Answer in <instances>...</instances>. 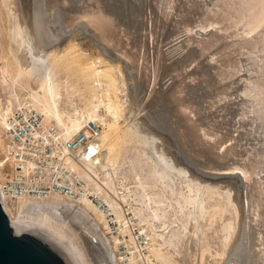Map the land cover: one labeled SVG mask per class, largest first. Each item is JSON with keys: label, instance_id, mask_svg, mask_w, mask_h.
Listing matches in <instances>:
<instances>
[{"label": "bare ground", "instance_id": "1", "mask_svg": "<svg viewBox=\"0 0 264 264\" xmlns=\"http://www.w3.org/2000/svg\"><path fill=\"white\" fill-rule=\"evenodd\" d=\"M176 2L178 3L177 0H132V2L130 0H40L38 2L37 0H10V2L9 0H4L3 4L0 3V22L8 19L11 28L9 30L12 33V35H10L11 33L9 34L8 28L6 29L7 32L0 28V62L4 63L0 67L1 87L3 90L9 89L11 94L18 99V105L15 107V103L10 99L4 102L0 91V150H4L2 155L0 154V188L4 181V169L6 166L8 118L17 108L23 107V105H32L43 115L46 124L54 123L59 125L65 130L67 137L81 130L87 120L92 119L100 122L102 124L100 139L103 142L104 152L102 159L94 164L91 163L92 166H89V169L99 177L104 185L112 188L113 191L115 189L125 191L121 198L133 204L130 207L136 217L135 226H137L138 230L130 227L123 213L118 210L117 216L120 224L117 228V233L119 235H115L112 232L111 225L107 222L105 214L98 210L89 198L68 201L63 196H55L41 202L26 198H10L3 192L0 194L4 209L12 217L16 216L20 221L26 222L31 226V229L37 230L47 239H53L75 260L76 264H92L88 251V246L92 242L99 243L113 264H117L119 261L114 260L117 257L115 253L119 254L118 257H120L122 264H175V254L173 255L170 247L176 246L174 238L179 237L180 234L175 231L172 234H169L170 232L168 234L161 232L169 227L171 220L169 215L174 216L179 221L181 220L182 223L181 225L179 224L180 232L184 234L189 227L193 232L199 231L202 228L201 218L208 216V222L214 223V218L217 214L219 218H222L224 213L229 211L230 206L232 216L226 218L222 224L220 223L223 232L221 239H224V242L221 240L223 246L221 250H216L215 253L216 256H224L226 251L234 245L237 238L236 220H238L239 216V205L240 208L242 206L247 211L246 217L249 218V221L246 222L249 226L248 230L252 228L251 226L255 230L256 236L251 237L259 240L256 239L255 243V239L251 238L254 241L253 248L254 243L259 247L258 249L256 246L257 250L255 249L256 258L263 259L262 257H264L261 256L264 255V173L262 174L263 176L261 175L264 167V136L262 135V138L259 137L264 133V0H211L208 3L211 5L210 7L205 5L204 0H184L183 4L177 7L175 6ZM4 8L7 11L6 15L4 14ZM171 8L172 10H177V13H175L179 16V19L178 17L173 18L176 14L172 16L173 29L170 30L171 35L183 31L184 34H187L188 42L183 41L182 45L184 43L188 45L194 43L196 46L197 44V52L203 57L212 53L209 58L213 61V63L211 62L213 64L212 69L215 72L211 74L210 78V74L208 75L209 79L207 78V82L206 80L202 81L204 84L208 83V88L211 87L210 90L205 84L209 92H212H210V96L206 91L207 96L213 97L212 105L215 104L214 102H223L222 100L226 96L229 97L230 90L228 88L231 89L233 84H237L235 79L243 66V61L247 63L245 68L247 72L249 71V75L246 77L247 80L241 81L244 83H241L240 86L243 101H240V109L237 110L243 115L244 119L248 118L247 114H252L250 116L252 119L251 125L253 126V131L260 138L259 143L261 145H258L261 146V149L258 147V150H255L256 152H253V150L250 155H247L248 151L245 150V153H243L244 151L241 153V150L238 153L234 147L235 145H227V141H232L231 139L235 136L232 137V133L228 134L227 129H230V127L225 125L230 122L222 121L224 117L221 119L222 116H219L222 122L215 120L213 122V118L209 114L207 116H204L205 114L201 115V118L200 116L198 117L202 110H198L196 107L195 109L192 106L195 103L193 104L192 100L189 101L183 96V94L187 93L185 92V87L188 85L185 86L182 83L183 80L179 79V84L175 79L179 86L171 93L169 101H167L169 106L167 107L166 104L161 105L162 116L170 122L173 129L171 133H174L172 135H175V140L179 143V148L182 149L180 150L181 153H184L188 163L197 164L205 169V171L202 169L203 173H205L202 176L199 172H193L192 169H189L183 158L176 156L178 151H176V154L169 151L168 147H166L167 142H163L162 145L154 144L157 140L156 137L153 135L149 136L148 133L145 134L137 123H134V121L130 122L126 116L128 107L130 113L134 111L133 103L130 101L127 92V81L132 80L133 76V79L136 78L142 82L139 86L143 84L144 88H147L146 100L154 97L158 78L167 74L165 68H170L169 66L166 67L164 61L167 59L166 55L171 51L167 53L165 47L164 51L167 54L164 53L161 45H165H160L159 43L162 41L158 40V37L162 36L163 33L154 31L155 28L154 30L150 29L148 27L150 22L148 21L154 19V17L152 18L153 14L158 18V20L155 19L157 22H161L163 19L166 20L168 16L172 15L169 10ZM145 18H147L146 23ZM58 22H60L61 28L59 36H63L65 41L55 36L56 38L53 40L59 39V41L54 45H50L52 44L50 43L53 36L52 33L54 35L58 34V29L54 26ZM197 26L201 28L214 26L216 28L206 34V36H199L195 32V28L192 31L193 33L195 32V35L190 34V29ZM156 27L158 28V26ZM86 29L89 30V34L85 32ZM147 29H149L147 33L143 32ZM26 31L31 34V39L29 38L30 40L28 39V41L20 34ZM4 32L6 33L4 34ZM34 34L44 42L45 50H37L33 39ZM8 35L11 40L7 38ZM171 35L169 36L171 37ZM4 37H6V40H3L6 41L7 45L2 40ZM149 37H152L157 43H151V40L150 44L152 46L149 45ZM23 39L26 41H23ZM175 41L176 39L174 42L173 40L171 41L173 45ZM187 44L183 46H187ZM183 49L185 50L186 48ZM179 54L178 56H181ZM185 54L184 52V59L181 57L182 61L186 60ZM175 55L172 56L174 57ZM194 58L196 59V57ZM195 61L197 63L194 64ZM195 61L192 65H199L196 70L198 67L203 69L205 65L200 67L199 60L196 59ZM173 62L175 61L171 63ZM176 62H178V57ZM207 63L206 65H208ZM172 66L174 67V65ZM177 66L176 63L175 67H172L175 70L174 73L182 65ZM125 67H128L133 75L130 72L127 73ZM189 68H185L187 73ZM181 70L177 72V78L183 74ZM191 72L189 69V73ZM198 72L196 73L195 71L194 73L198 74ZM62 73H65L69 78L73 77L79 81H84L86 83L84 85L90 90L89 92H92L91 96L88 95L90 96L88 100L83 103L85 108L79 106L80 108H75L72 113L69 112L70 114H68L67 110L60 107L59 99L62 88L67 87V96L70 93L69 80L65 84V81H62L60 77ZM188 75L192 76L193 79L199 77V75L198 77H194L197 75ZM202 75L200 79L204 80ZM186 78L188 81L191 79ZM193 79L192 81L194 82ZM32 80H36V87L31 84ZM193 85L192 87L195 88ZM191 92H188L187 97ZM20 93L24 94L23 102L20 101ZM198 95L197 97H199ZM193 97H195V94ZM206 98L203 100H206ZM224 103L226 105L227 102L224 101ZM232 106L235 107V105ZM208 107L211 109L210 105ZM218 111L215 112L218 113ZM214 119L216 118L214 117ZM220 119L218 118V120ZM156 122L157 124L159 123L157 119ZM234 122L237 124V120ZM245 123L246 121L241 122V125L245 126L247 124ZM233 128L235 129L236 126ZM170 130L169 134H171ZM248 130L244 131L249 133L250 131L248 132ZM235 139L237 138H234V141ZM238 141L236 140L235 143ZM162 146L164 147L162 148ZM251 147L256 148L255 146ZM130 151H133L132 157L129 156ZM229 154L238 155V160L234 161V159L230 162ZM215 159H219V161L220 159H226L228 161L221 162L223 163L221 164L220 162L217 163L218 160L215 162ZM128 162L131 164L128 171L134 177L135 184L127 182L124 184L123 180L119 183L115 179V175L113 187L108 185L110 180L108 178L111 177V174L116 173L122 167L127 168L128 166L125 165ZM232 163L238 164L233 166ZM222 168L229 170L238 169L243 175L242 178L246 180V184H243L238 177H233L236 181L229 180V182L217 183L216 179L224 180L226 177L220 178L219 174L210 170H222ZM85 173L96 185L93 186V190H101L100 183L89 172ZM233 189L236 190V197L232 196ZM243 190H247L245 192L246 197L248 195V202L244 204L240 202V196L242 200L243 195H245ZM9 201H19L20 204L16 213L13 212L14 209L10 206ZM237 202L239 205H237ZM41 203L49 204L40 206L41 210L35 213L23 209L25 205ZM115 203V207L122 208V202L116 200ZM245 204H247V207ZM170 208L174 209L172 214L169 212ZM252 221L255 224L251 225ZM211 223L209 226L207 225L209 229L213 225ZM11 225L14 228L12 222ZM202 230H204V227ZM16 233L19 234L17 231ZM253 233L250 235H253ZM139 235L143 236V242L138 238ZM61 242L65 243L70 250ZM121 243H125V246L123 247ZM201 251V256L204 260V254L210 251L209 244L203 246ZM259 264H264V262L260 261Z\"/></svg>", "mask_w": 264, "mask_h": 264}, {"label": "rangeland", "instance_id": "2", "mask_svg": "<svg viewBox=\"0 0 264 264\" xmlns=\"http://www.w3.org/2000/svg\"><path fill=\"white\" fill-rule=\"evenodd\" d=\"M0 1H3L4 2V0H0ZM8 1V0H7ZM11 1H13V0H11ZM33 1H35V0H33ZM38 1H40V0H37V2ZM131 2H132V0H130ZM134 1H137V0H134ZM178 1V3H177V5L179 4V5H182L183 4V2H184V0H177ZM209 1V0H208ZM3 2H0V3H2L3 4ZM9 2H10V0H9ZM42 2V1H41ZM176 3H175V6L177 7V5H176ZM173 5H174V3H173ZM13 6V5H12ZM34 6V5H33ZM211 6V5H210ZM209 6V7H210ZM39 7H41V5H39ZM4 11H5V8L3 9ZM44 10V9H43ZM171 12H172V15H170V16H168V18L166 19V20H164L163 18H161V19H163V21H161L162 23H163V25H164V27H163V25H162V23L160 22V21H158L157 22V20H158V18L155 16V14H153L152 15V18L154 17V19H152V21L151 20H149L148 22H150V23H148V24H150V25H148V27H150V29L152 28L153 30H154V28H155V30L154 31H156V32H162L163 34H162V36H160V37H158V40H160V41H162V42H160L159 44L161 45V44H164L165 46H163V45H161V48H162V51H164V49H165V47H166V52L168 53L169 51H171V52H169L168 54L164 51V53H166L167 55V59H169V60H165L164 61V64L166 65V67L167 66H169L170 68H165V70H167V74L166 75H162L161 77H159L158 78V81H157V84H156V86H155V88H156V93H155V95H154V97H150L149 99H146L145 100V94H146V92H147V88L145 87L144 88V85L142 84V85H140L139 86V84H141L142 82H140L139 80H137L136 78H134L133 79V76H132V80L130 79V80H128L127 81V92H128V95H129V98H130V101L133 103L132 104V106H133V113H130V111H129V107H128V110H127V117H128V120L130 121V122H133L134 121V123H137V125H139L142 129H143V132L145 133V134H149V136L150 135H153L154 137H156V142H154V144H156V145H158V144H161L162 145V143L163 142H167L166 144H167V146L166 147H168V150L169 151H171L172 153H174V154H176L177 152L176 151H178V155H176V156H180L181 158H183V160L186 162V165L189 167V169H192V171L193 172H199L200 173V175L202 176V174H205V173H203V171H202V169H204V168H202L201 166H199V165H197V164H195V165H193V164H191L190 162L188 163V160H186V157H185V155H184V153H181V151L180 150H182V149H180L179 147L180 146H178L179 145V143L177 142V140H175L176 138H175V135H172V134H174L173 132L171 133V131H173V129H172V126H171V124H170V122H168L167 120H165V118H163L164 116H162L163 115V113H162V111H161V105L162 104H166V106L168 107L169 105H167V101H169V97L171 96V93H173L174 92V90L176 89V88H178V83H179V79L180 80H183V84L186 86L187 84V87H185L186 89H185V92H187V93H185V92H183V93H185V94H183V96H185V98L186 99H188L189 101H191L194 105H192L194 108L196 107L198 110L199 109H201L202 110V112H204V113H202L201 112V114L200 115H198V117L200 116V118H201V115H204V116H207V114H209V116H211L213 119H212V121L213 120H215V121H220V122H222V121H224V122H230V123H228V124H226L225 126H229L230 127V129H231V131H230V129H227V131H228V134L229 133H232L231 134V136L232 137H234V138H237V139H235V141L237 140L238 141V139H239V141L237 142V143H239V144H237V143H235V141H234V138L233 139H231L232 141H230V140H228L227 141V145L228 146H234L235 147V149L237 150V152L238 153H240V151L239 150H241V153H242V151H248L247 152V155H250V154H252L253 152H256L255 150H258V147L261 149V144L259 143V139L260 138H262L263 136H264V133L263 134H261L260 136L259 135H257V133H255L253 130V126L251 125V118H250V116L252 115V114H247L248 115V118H246V119H244V117H243V115H241L240 114V112L238 111L239 109H240V104H241V102L240 101H243V94H242V89H240V86H241V83L243 82V81H246L247 79H246V77H247V75H249V71L247 72V70H246V66H247V63H245V61H243L242 62V64H243V66L241 67V70L238 72V75H237V78L235 79L236 80V85L235 84H233L232 86H233V88H231L232 89V91H231V89L230 88H228L229 90H230V93L228 94V96L229 97H225V99L224 100H222L223 102H221L220 103V101H219V103H217V102H214L215 104V106H216V108H214L215 106L214 105H212L213 104V97H210L211 95V93L209 92V90L208 89H210L211 90V87H209L208 88V83H205L206 84V86H207V88H206V86H205V84L204 83H202V81L204 82L205 80H206V82H207V80L210 78V76H212L211 74H214V69H212L213 67H212V63H213V61H211L212 59L211 58H209V57H211V54L212 53H210V54H206V55H204V57L203 56H200L199 55V52H197L198 51V48H196L197 47V44H196V46H195V44L194 43H191V44H189V45H191V46H189L187 43H184L185 45L187 44V46H183L182 45V43H183V41L185 42H188L187 41V38L188 37H186V33L184 34V32L183 31H181V32H178V34L176 33L175 35L174 34H172L171 35V32H170V30H172L173 28V26H172V16H174L176 13H177V10L175 11L174 9L172 10V8L171 9H169ZM7 11H5L4 12V14L6 13ZM176 12V13H175ZM174 14V15H173ZM178 14H179V12H178ZM6 15V14H5ZM177 18L178 17V19H179V16L176 14L173 18ZM141 18V17H140ZM155 19H157V20H155ZM155 20V21H154ZM169 20V21H168ZM7 21H8V19L6 20V19H4L3 21H1L0 22V28L2 29L3 28V30L4 31H6V29L8 28V30L9 29H11L10 28V26H9V24H10V22L8 21V23H7ZM146 21H147V18H145V23H146ZM167 21V23H165V22ZM5 22H6V24H5ZM160 22V23H159ZM154 23V24H153ZM156 23V24H155ZM52 24V23H51ZM55 24H57V25H54L55 26V28L56 29H58L57 30V33L58 34H56V35H54V33H52L53 34V36L51 37V40H50V43H52V44H50V45H54L55 43H57L58 41H59V39H61L62 38V41H65V38H64V40H63V36H59L60 34L59 33H61V32H59L60 30H61V28H60V22H58V23H55ZM167 24V25H166ZM170 24H171V26H170ZM59 25V26H58ZM154 25V26H153ZM158 26V28L156 27V26ZM169 25V26H168ZM59 27V28H57V27ZM161 26H162V28H161ZM166 26V27H165ZM194 28H195V32L199 35V36H206V34H208L210 31H213V29L211 30V27H208L207 28V30H206V28L205 29H202V31H201V29L200 28H198V27H193V29H192V31L194 30ZM167 29V30H166ZM199 29H200V31H199ZM163 30V31H162ZM149 31V29H147V30H144L143 32H145V33H147ZM7 32V31H6ZM6 32H4V34L6 33ZM85 32H88V34H89V30H85ZM183 32V33H182ZM195 32H194V35H195ZM11 33V30H9V34ZM24 33H25V35H24ZM20 34H22L23 35V37L28 41V39L30 38L31 39V34H30V32H28V31H26V32H23V33H20ZM50 34V33H49ZM87 34V33H86ZM180 34L183 36H181L180 37ZM184 34V35H183ZM196 34V36H198ZM10 35H12V33L10 34ZM161 35V34H160ZM169 35H171V37L169 36ZM55 36H57V37H60L58 40H53V39H55L56 37ZM174 36V37H173ZM28 37V38H27ZM34 38V44H35V46H36V48H37V50H40V51H43V50H45L44 49V42L41 40V39H38L37 37H36V35L34 34V36H33ZM155 37H157L156 35H155ZM179 37V38H178ZM186 37V38H185ZM8 39H10L11 40V37L8 35V37H7ZM150 38V37H149ZM164 38V39H163ZM173 38V39H172ZM178 38V39H177ZM181 38H183V39H185V40H183V39H181ZM3 39H5L6 40V37H4V38H2V40ZM25 39H23V41L25 40ZM29 39V40H30ZM171 39V40H170ZM176 39V41H175V43H174V45H173V42H174V40ZM180 39V40H179ZM25 40V41H26ZM152 40V41H151ZM165 40H166V42H165ZM173 40V42H171ZM4 41V40H3ZM53 41V42H52ZM148 41H149V45H151L152 46V44H150V41H151V43L152 42H154V43H157L155 40H153L152 39V37L150 38V39H148ZM179 41V42H178ZM6 41H4V43H5ZM11 42V41H10ZM9 42V43H10ZM168 43H169V45H168ZM6 45H7V43H5ZM172 44V45H171ZM179 44V45H178ZM181 44V45H180ZM193 44V45H192ZM176 45H177V47H176ZM171 47V48H170ZM176 47V48H175ZM180 47V48H179ZM190 47V48H189ZM191 47H193V48H191ZM169 50H168V49ZM174 48V49H173ZM179 48V49H178ZM183 48H186L185 50L183 49ZM196 48V49H195ZM174 51H173V50ZM184 50V51H181V50ZM178 50H180V51H178ZM173 51V52H172ZM178 52V54H179V52H180V54L179 55H181V56H178V54H176L177 52ZM187 51V52H186ZM188 51H190V52H188ZM191 51H193V52H191ZM176 52V53H175ZM184 52L187 54L188 53V57L186 56V54L184 55L185 56V59L187 60H183L182 61V59H181V57L184 59V57H183V54H184ZM196 52V53H195ZM172 53V54H171ZM176 55H175V54ZM181 53H183V54H181ZM189 53H192V54H189ZM197 53H198V55H197ZM172 55H175L174 57L172 56ZM191 55V56H190ZM193 55V56H192ZM210 55V56H209ZM170 58H169V57ZM172 56V57H171ZM197 56H198V58H199V56H200V58L198 59L197 58ZM176 57V58H175ZM177 57H178V62H176L177 61ZM194 57H196V59L197 60H199L198 61V63H200V67L203 65H205L204 67H203V69L205 70H203L202 68L200 69L199 67H198V69H199V72H198V69L196 70V68H197V66H199L198 64L197 65H194L195 63H197V61H195L196 59L194 58ZM188 58V59H187ZM194 58V59H193ZM203 58V59H202ZM208 60H207V59ZM175 59V60H174ZM190 60V61H189ZM192 60H194L193 62H194V66L192 65ZM206 60V61H205ZM172 61H175V62H173V63H171ZM183 63H182V62ZM205 61V62H204ZM207 61H208V63H207ZM210 61V62H209ZM170 62V63H169ZM180 62H181V64H180ZM186 62V63H185ZM212 62V63H211ZM177 63V67H179V65H182V66H180L179 67V69L176 71V73H174V71L175 70H173V68L175 67V64ZM189 63H191V64H189ZM203 63V64H202ZM206 63L208 64V65H206ZM211 63V64H210ZM187 64V65H186ZM4 65V63L3 62H0V67L1 66H3ZM172 65H174V67L172 66ZM184 65V66H183ZM190 65H192V66H190ZM173 68H172V67ZM185 66H187L189 69H190V72L192 71L193 73L196 71V73L198 72V74H196V73H189V69H188V73H187V69H185V68H187V67H185ZM182 67H185V68H182ZM195 68V69H194ZM128 67H125V70H126V72L127 73H131V71H130V69H129V71H128ZM180 69H182L181 71H182V73L183 74H181V76H179L178 78H177V76H176V74H177V72L180 70ZM194 69V70H193ZM165 70H164V72H165ZM183 70H185V71H183ZM204 71L203 73H204V75H205V77H204V75H202L203 73H202V71ZM201 71V72H200ZM208 71H209V73H208ZM187 73V74H186ZM202 73V74H201ZM170 74V75H169ZM185 74V75H184ZM188 74H191V75H197V76H194V77H198V75H199V79L197 78H194L193 79V77L192 76H189ZM210 74V75H209ZM244 74V75H243ZM131 75H133L132 73H131ZM172 75V76H171ZM173 75H174V77H173ZM186 75H188V76H186ZM201 75H202V78L204 79V80H202V79H200L201 78ZM208 75H209V78H208ZM184 76V77H183ZM188 77L190 80V83H191V85H190V83H189V81H188V79L186 78V77ZM60 77H61V80L62 81H65V84L67 83V80H69V82H68V85H70V87L71 86H73L72 88H70L69 87V91H70V93H69V95L67 96L66 95V93H67V91H66V89H67V87H63L62 88V90H61V95H60V99H59V102H60V107L62 108V109H65V110H67L66 112H68V114H70V113H72L73 111H74V109L75 108H80L81 106V108H85L84 106H85V104H83L84 102H86L87 100H88V97H90L91 96V94H92V92H89L90 90L88 89V87L86 86V85H84V84H86L84 81L82 82V81H79V80H77L76 78H69V77H67V75L65 74V73H62L61 75H60ZM183 77V78H182ZM169 78V79H168ZM173 78V79H172ZM184 78H186V79H184ZM206 78V79H205ZM208 78V79H207ZM168 79V80H167ZM178 81V83H177V81ZM192 79L194 80V82L192 81ZM195 79H196V81H195ZM237 79H239V80H237ZM175 80V81H174ZM188 82H187V81ZM199 80V81H198ZM34 81V82H33ZM77 81V82H76ZM173 81V82H172ZM242 81V82H241ZM33 82V83H32ZM32 82H31V84H33V86H35L36 87V84H37V82H36V80H32ZM79 82V83H78ZM130 82H132V84H130ZM166 82V83H165ZM186 82V83H185ZM200 82V83H199ZM172 83V84H171ZM197 83V84H196ZM134 84V85H133ZM176 84V85H175ZM180 84V83H179ZM193 84H195V85H193ZM199 84V85H198ZM204 84V85H203ZM242 84H244V83H242ZM84 85V86H83ZM165 85H166V88H165ZM168 85H169V87H168ZM175 85V86H174ZM192 85L193 86H195V88L194 87H192ZM200 86L201 87V89L199 90V88L200 87H198V86ZM131 86V87H130ZM170 86H172V87H170ZM174 86V87H173ZM193 89H192V88ZM197 87V88H196ZM203 88V89H202ZM212 88H214L213 86H212ZM79 89V90H78ZM84 89V90H83ZM87 89V90H86ZM204 89H205V91H204ZM72 90V91H71ZM163 90V91H162ZM172 90V91H171ZM187 90V91H186ZM195 90V91H194ZM198 90V91H197ZM240 90V91H239ZM0 91H1V96H2V98H3V100H4V102H6L8 99H10V100H12L14 103H15V107L18 105V99L16 98V96L15 95H12L11 94V91L9 90V89H6V90H3L2 89V87H1V81H0ZM75 91V92H74ZM78 91V92H77ZM168 91V92H167ZM192 91V92H191ZM208 92V95H210V96H207V92ZM188 92H191L189 95H188V97H187V94H188ZM194 92V93H193ZM229 92V91H228ZM234 92H236V93H234ZM141 93V94H140ZM164 94V95H162V94ZM166 93V94H165ZM200 93V94H199ZM194 94H195V97H193L194 96ZM199 94V95H198ZM84 95H86V96H84ZM88 95H90V96H88ZM197 95L199 96V97H197ZM230 95H232V96H230ZM241 97H240V96ZM191 96V97H190ZM202 96V97H201ZM233 96H234V98H233ZM86 97V98H85ZM194 99H193V98ZM207 97V98H206ZM209 97V98H208ZM231 97V98H230ZM237 97V98H236ZM192 98V99H191ZM198 98H199V100H198ZM202 98V99H201ZM206 98V100H203V99H205ZM230 98V99H229ZM86 99V100H85ZM90 99V98H89ZM196 99V100H195ZM212 99V100H211ZM227 99V100H226ZM166 100V101H165ZM198 100V101H197ZM201 100H203V101H201ZM231 100V101H230ZM237 102H236V101ZM20 101L21 102H23L24 101V94L23 93H20ZM204 101H207V102H204ZM224 101L225 102H227L226 103V105H225V103H224ZM228 101H229V103H228ZM233 101V102H232ZM196 102H198V103H196ZM206 103L208 106L210 105L211 106V109H210V107H208L206 104H204V103ZM208 102H210V103H208ZM235 102V103H234ZM203 105H202V104ZM222 103H223V105H222ZM237 103V104H236ZM199 104V105H198ZM221 105V106H220ZM224 105H225V107H224ZM227 105H228V108H227ZM232 105H235V107L234 106H232ZM237 105H238V107H237ZM80 106V107H79ZM129 106V105H128ZM131 106V105H130ZM141 106V107H140ZM151 106V107H150ZM199 106V107H198ZM204 106V107H203ZM206 106H207V108H206ZM214 106V107H213ZM219 106V107H218ZM223 106V107H222ZM200 107H202V108H200ZM222 109H221V108ZM237 107V108H236ZM195 108V109H196ZM218 108H219V111H218ZM244 108H245V106H244ZM140 109H141V111H140ZM203 109H204V111H203ZM209 109V110H208ZM225 109V110H224ZM238 109V110H237ZM213 110H214V112H213ZM223 110V111H222ZM227 110V111H226ZM138 111V112H137ZM211 113H210V112ZM215 111H218V113L217 112H215ZM229 111V112H228ZM70 112V113H69ZM207 112V113H206ZM223 112V114H221ZM226 112V113H225ZM228 112V113H227ZM234 112V113H233ZM235 112H236V114H235ZM150 113V114H149ZM214 113V114H213ZM217 113V114H216ZM140 114V115H139ZM221 114V115H220ZM238 114V115H237ZM216 115V116H215ZM218 115V116H217ZM224 115V116H223ZM225 115H226V117H225ZM229 117H228V116ZM152 116V117H151ZM221 117V119H222V121H221V119H220V117ZM232 116V117H231ZM238 116V117H237ZM242 118H241V117ZM130 117V118H129ZM155 117V118H154ZM214 117L216 118V119H214ZM220 119V120H218V118ZM237 117V118H236ZM152 118V119H151ZM229 118V119H228ZM240 118V119H239ZM250 118V119H249ZM155 119V120H154ZM156 119H157V121L159 122L158 124H157V122H156ZM244 119V120H243ZM230 120V121H229ZM236 121L237 120V124H236V122H234V121ZM239 120V121H238ZM242 120V121H241ZM248 120V121H247ZM47 121H49V120H47ZM233 122V124H232V122ZM244 122V121H246V125H247V127H246V125L243 127L242 125H241V122ZM214 122V121H213ZM159 125V126H158ZM163 125V126H162ZM156 126V127H155ZM234 126H236V128L234 129L233 127ZM237 126H241L240 128L239 127H237ZM228 127V128H229ZM227 128V127H226ZM225 128V129H226ZM238 128V129H237ZM242 128V129H241ZM247 128V129H246ZM248 128H249V130H248ZM250 128H252V129H250ZM163 129H165V130H163ZM171 129V130H170ZM225 129H223V131L224 132H226L227 133V131L225 130ZM169 130H170V133L171 134H169ZM234 130H237V131H234ZM239 130V131H238ZM244 130H248V132L249 133H246L247 131H244ZM168 131V132H167ZM235 134H234V133ZM262 132V131H261ZM238 133V134H237ZM242 133V134H241ZM243 133H245V134H243ZM237 134V135H236ZM240 134V135H239ZM246 134H248L249 135V137H248V135H246ZM263 135V136H262ZM173 136H174V138H173ZM242 136H243V138H242ZM246 138H245V137ZM252 136H253V138H252ZM260 138H259V137ZM239 137H241V138H239ZM245 138V139H244ZM249 138V139H248ZM242 139V140H241ZM167 140V141H166ZM246 140V141H245ZM251 141V143H250V141ZM255 142L254 144H253V142ZM258 141V142H257ZM241 142H243V143H241ZM234 143V144H233ZM246 143V144H245ZM250 143V144H249ZM250 146H249V145ZM252 144V145H251ZM258 144H260V145H258ZM226 145V146H227ZM238 145H240V146H238ZM242 145V146H241ZM251 146H255L256 148H254V147H251ZM164 146H162V148H163ZM237 147V148H236ZM243 149H242V148ZM248 147H249V149H248ZM240 148V149H239ZM244 148H247V149H244ZM251 151V153H250V151ZM254 150V151H253ZM3 151L4 150H0V154L2 155V153H3ZM245 151L243 152V153H245ZM253 151V152H252ZM221 152V151H220ZM249 153V154H248ZM1 155H0V157H1ZM129 156H133V151H130L129 152ZM236 156V157H235ZM228 158H229V161L230 162H232L234 159V161H236V160H238V158H239V156L238 155H234V154H229L228 155ZM232 159V160H231ZM216 160H218L217 161V163H221V162H226V161H228V160H223V159H220V161H219V159H215V162H216ZM221 164H223V163H221ZM220 164V165H221ZM233 164V166H235V164H238V163H232ZM191 165H193V166H191ZM197 165V166H196ZM125 166H128L127 168H125V167H122V168H120L119 170H117L116 171V173H113V174H111V177L110 178H108V180H109V183H108V185H110L111 187H113L112 185H114V176L116 175V178L115 179H117L118 181H119V183H121V180H123L124 181V184L127 182V183H133V184H135V180H134V177L133 176H131L132 174H131V172H129L128 171V169H129V167L131 166V164H130V162H128V163H126V165ZM196 166V167H195ZM222 166H224V165H222ZM200 167V168H199ZM198 168V169H197ZM200 169V170H199ZM223 169V171H225L224 170V168H222ZM238 170V169H237ZM237 170H233V171H231V172H234L235 174L234 175H225V174H219V176H220V178H225L224 180L223 179H216L215 181L217 182V183H222V182H229V180H235L233 177H238V179H240L241 180V182L243 183V184H246V180L244 179V178H242L243 177V175H242V173H241V171H239L238 170V172H237ZM204 171H205V169H204ZM206 171H208L207 169H206ZM210 171H212V170H210ZM214 171H216V172H218L219 173V171L221 172L222 170H214ZM228 171H230V170H228ZM263 171H264V167H263ZM262 171V173H261V175L264 173ZM237 172V173H236ZM240 172V173H239ZM263 176V175H262ZM124 177V178H123ZM204 177V176H203ZM245 180V181H244ZM236 181V180H235ZM238 181V180H237ZM245 182V183H244ZM120 187V186H119ZM118 190V189H117ZM115 191H116V189H115ZM247 190H243V194H245V195H243V198H242V200H241V196H240V202L241 203H247L248 202V195H247V197H246V192ZM240 195H241V192H240ZM232 196L233 197H236V190L235 189H233L232 190ZM212 202H213V200H212ZM9 204H10V206L14 209V211H13V209H12V211L13 212H15L16 213V211H17V209H18V207H19V201L17 202V201H9ZM49 204V203H48ZM47 203H44V204H34V205H32V204H28V205H25V206H23V209L24 210H27V211H29V212H32V213H35V212H39L40 210H41V207L40 206H47L48 205ZM237 205H239L238 204V202H237ZM242 205V204H241ZM246 205V207H247V204H245ZM230 206H229V211H230ZM239 216H238V220H236V230H237V238H236V241H235V243H234V245L233 246H231L230 248H229V250H227L226 251V253L224 254V256H216L215 255V253H216V250H221V248H222V246H223V243H222V241L224 242V239L222 238L221 239V236L223 237V232H222V230H221V224L223 223V221L226 219V218H228V217H230V216H232V214H231V211L229 212H225L224 213V216H222V218H219V215L217 214V218L215 217L214 218V223H213V225H212V223L211 222H208V216L207 217H205V218H201L200 220H202V221H200L201 222V227L203 228L204 227V230H202V228H200V230L198 231H196V232H193L192 230H191V228L189 227L188 229H187V231H186V233L184 232V234H181V233H183V232H180V230H181V228H180V225H181V220L179 221L178 219H176L174 216H172V215H169V218L171 219L170 220V224H169V227L166 229V230H163V229H161V230H163V231H161V232H166L167 234L169 233V234H172V232L173 231H175V232H177L178 234H180V238L179 237H175L174 238V240H175V243H176V246L174 247V245L173 246H171L170 248H171V252L173 253V255H174V260H175V264L177 263V264H259V262L260 261H263L264 262V257H262L263 259H258V258H256V253H255V251L257 250V247H258V245H255V243H256V241L258 240L257 238H253V237H251V236H256L255 235V230H253V226H251L252 228H250V230H248L249 229V226H248V223H246L247 221H249V218L248 217H246L247 216V211H245L243 208H242V206H241V208H240V205H239ZM170 211L169 212H171V214L174 212L173 210L174 209H172V208H170L169 209ZM6 212H7V214L9 215V216H11L10 215V213L7 211V210H5ZM66 213H68V212H66ZM246 213V214H245ZM170 214V213H169ZM181 217V216H180ZM246 218V219H245ZM10 219H11V222L13 223V226H14V228H15V230L19 233V234H22L23 232H26V231H28V229H31V226H29V224H27L26 222H23V221H20L16 216H11L10 217ZM181 219H182V217H181ZM206 219V220H205ZM216 219V220H215ZM209 223V224H208ZM210 223H211V227H210V229H209V225H210ZM221 223V224H220ZM246 223V224H245ZM180 224V225H179ZM253 224H255L254 223V221H252V223H251V225H253ZM208 225V226H207ZM246 225V226H245ZM208 228H206V227ZM244 227H245V229H244ZM35 228H37V227H35ZM219 228V229H218ZM263 229H264V227H263ZM178 230H179V232H178ZM206 230H207V232H206ZM252 230V231H251ZM220 231V232H219ZM246 231V232H245ZM251 231V233L250 234H252L253 232V235H250L249 234V232ZM201 232V233H200ZM205 234H203V233ZM200 233V234H199ZM221 234V235H220ZM204 235V236H203ZM220 235V236H219ZM182 237H183V239H182ZM258 237V236H257ZM179 238V239H178ZM246 238V239H245ZM255 239L254 241H255V243H254V248H253V242L254 241H252V239ZM182 241H181V240ZM250 239V240H249ZM257 239V240H256ZM222 240V241H221ZM177 241V242H176ZM248 241H249V243H248ZM251 241V242H250ZM259 241V240H258ZM60 242V241H59ZM61 243H63V242H61ZM178 243V244H177ZM209 244V249H210V251L208 252H206L205 254H204V260L202 259V254H201V250H202V248H203V246H205V245H208ZM222 243V244H221ZM65 246H66V244L65 243H63ZM203 244H205V245H203ZM250 244V245H249ZM178 245V246H177ZM210 245H211V248H210ZM221 245V246H220ZM250 246V247H249ZM257 246V247H256ZM67 247V246H66ZM174 247V248H173ZM177 247V248H176ZM68 248V247H67ZM248 248V249H247ZM69 249V248H68ZM88 251H89V253H90V259H91V261H92V264H113L112 263V260H109L110 258L108 257V256H106V254L104 253V251H103V249H102V247L99 245V243H95V242H92V244H89V246H88ZM250 249V250H249ZM251 249H252V251H251ZM256 249V250H255ZM258 249H259V247H258ZM70 250V249H69ZM254 250V251H253ZM115 251L116 252H118L117 251V249H115ZM251 251V252H250ZM245 252V253H244ZM252 253V254H251ZM255 253V254H254ZM244 254V255H243ZM118 253H115V256H117V257H115L114 258V260L115 261H118L117 262V264H122V262H121V260H120V257H118ZM215 255V256H214ZM249 255V256H248ZM252 256V257H251ZM253 256H255L254 258H253ZM261 256H264V255H261ZM118 258V259H117ZM247 258V259H246ZM251 260H250V259ZM244 259V260H243ZM254 259V260H253ZM255 259H257V260H255ZM202 260V261H201ZM253 260V261H252ZM259 260V261H258ZM256 261V262H255ZM251 262V263H250ZM253 262V263H252ZM124 263H126V262H124Z\"/></svg>", "mask_w": 264, "mask_h": 264}, {"label": "built area", "instance_id": "3", "mask_svg": "<svg viewBox=\"0 0 264 264\" xmlns=\"http://www.w3.org/2000/svg\"><path fill=\"white\" fill-rule=\"evenodd\" d=\"M101 132L102 124L90 119L81 130L67 137L59 125L46 124L43 115L32 105L17 108L8 118L6 166L0 194L41 202L55 196L68 201L89 198L105 214L115 235H119L118 210L128 225L138 230L130 207L132 202L121 198L125 191H113L89 169L91 163L102 159ZM85 172L100 183L101 190H93L96 185ZM116 200L122 202V208L115 207ZM138 238L143 240L142 235ZM121 245L124 247L125 243Z\"/></svg>", "mask_w": 264, "mask_h": 264}, {"label": "water", "instance_id": "4", "mask_svg": "<svg viewBox=\"0 0 264 264\" xmlns=\"http://www.w3.org/2000/svg\"><path fill=\"white\" fill-rule=\"evenodd\" d=\"M203 1V0H200ZM211 1V0H209ZM204 0L206 6H210ZM179 5V4H178ZM177 5V6H178ZM198 27V26H197ZM214 26H207L205 28ZM200 29H205L198 27ZM190 34H194L192 29ZM223 170V169H222ZM216 174L234 175L225 168ZM237 173V172H236ZM0 264H76L75 260L53 239H47L34 229L17 234L11 225L10 217L5 211L0 198Z\"/></svg>", "mask_w": 264, "mask_h": 264}]
</instances>
